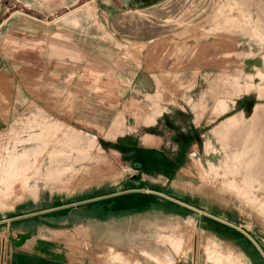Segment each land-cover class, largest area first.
Here are the masks:
<instances>
[{"label":"rangeland","instance_id":"rangeland-1","mask_svg":"<svg viewBox=\"0 0 264 264\" xmlns=\"http://www.w3.org/2000/svg\"><path fill=\"white\" fill-rule=\"evenodd\" d=\"M129 1L0 0V241L264 264V0Z\"/></svg>","mask_w":264,"mask_h":264},{"label":"crops","instance_id":"crops-1","mask_svg":"<svg viewBox=\"0 0 264 264\" xmlns=\"http://www.w3.org/2000/svg\"><path fill=\"white\" fill-rule=\"evenodd\" d=\"M151 60V64L154 66H156V64L159 62V60L155 62V56L151 57ZM147 136L152 138L153 144H144L140 146L155 148L160 147L158 145L163 144L162 139H159V136L156 134H149ZM129 191H148L171 199V197L168 196L164 191L133 189L114 192L82 202L100 200ZM29 215L30 214L24 215L23 217H28ZM15 233L16 235L12 238L9 244H6L4 240L0 241V264H92L90 258L85 256V253H71V251L69 252L66 250V246L63 245L64 242L47 241L41 239L36 236V232H29L23 228L15 229Z\"/></svg>","mask_w":264,"mask_h":264},{"label":"water","instance_id":"water-1","mask_svg":"<svg viewBox=\"0 0 264 264\" xmlns=\"http://www.w3.org/2000/svg\"><path fill=\"white\" fill-rule=\"evenodd\" d=\"M157 1L158 0H130L128 2V6L129 7H134V8H140V7H144V6H147V5H151V4H153V3L157 2ZM26 13H28L29 15L36 16L37 18H42L41 15L36 14L33 11H28L27 10Z\"/></svg>","mask_w":264,"mask_h":264}]
</instances>
